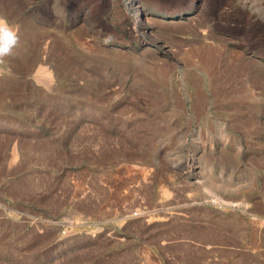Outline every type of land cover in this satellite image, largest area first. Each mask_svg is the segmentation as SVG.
Returning a JSON list of instances; mask_svg holds the SVG:
<instances>
[{"label":"rangeland","instance_id":"rangeland-1","mask_svg":"<svg viewBox=\"0 0 264 264\" xmlns=\"http://www.w3.org/2000/svg\"><path fill=\"white\" fill-rule=\"evenodd\" d=\"M0 18V264H264V0Z\"/></svg>","mask_w":264,"mask_h":264},{"label":"clouds","instance_id":"clouds-1","mask_svg":"<svg viewBox=\"0 0 264 264\" xmlns=\"http://www.w3.org/2000/svg\"><path fill=\"white\" fill-rule=\"evenodd\" d=\"M18 42V29L10 25L6 19L0 18V62L12 54Z\"/></svg>","mask_w":264,"mask_h":264},{"label":"bare ground","instance_id":"bare-ground-1","mask_svg":"<svg viewBox=\"0 0 264 264\" xmlns=\"http://www.w3.org/2000/svg\"><path fill=\"white\" fill-rule=\"evenodd\" d=\"M132 2V5H133V8L135 9L134 10V20L132 21V27H133V30L134 33H137L138 30H137V26H142L143 23L145 22V16H146V13H141V5L139 6L136 2L134 1H131ZM151 6V5H150ZM149 6V7H150ZM154 7V6H153ZM180 9V8H179ZM191 9V8H190ZM185 10H183L184 12ZM158 12V11H157ZM176 14V13H175ZM178 14V13H177ZM169 15V14H168ZM180 17V16H179ZM167 18V17H166ZM146 25V24H145ZM151 25V24H150ZM152 27V26H151ZM132 34V33H131ZM135 38V37H134ZM42 72V71H41ZM211 78V77H210ZM165 194V193H164Z\"/></svg>","mask_w":264,"mask_h":264},{"label":"built area","instance_id":"built-area-1","mask_svg":"<svg viewBox=\"0 0 264 264\" xmlns=\"http://www.w3.org/2000/svg\"><path fill=\"white\" fill-rule=\"evenodd\" d=\"M136 214H135V212H133V216H135Z\"/></svg>","mask_w":264,"mask_h":264}]
</instances>
